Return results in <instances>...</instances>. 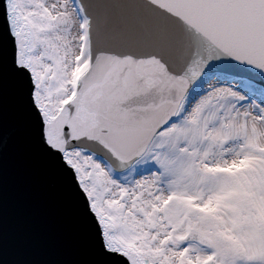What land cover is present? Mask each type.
Segmentation results:
<instances>
[{
    "label": "snow or ice",
    "instance_id": "6c2138e0",
    "mask_svg": "<svg viewBox=\"0 0 264 264\" xmlns=\"http://www.w3.org/2000/svg\"><path fill=\"white\" fill-rule=\"evenodd\" d=\"M4 21L112 264H264V0H4Z\"/></svg>",
    "mask_w": 264,
    "mask_h": 264
},
{
    "label": "water",
    "instance_id": "95a60500",
    "mask_svg": "<svg viewBox=\"0 0 264 264\" xmlns=\"http://www.w3.org/2000/svg\"><path fill=\"white\" fill-rule=\"evenodd\" d=\"M0 23L6 32L4 0ZM36 119L0 59V264H112L75 177L49 156Z\"/></svg>",
    "mask_w": 264,
    "mask_h": 264
}]
</instances>
